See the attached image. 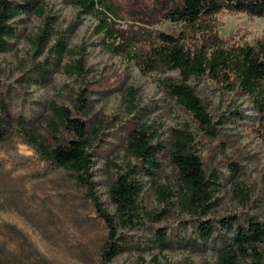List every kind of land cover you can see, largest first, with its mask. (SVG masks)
<instances>
[{
    "label": "rangeland",
    "instance_id": "rangeland-1",
    "mask_svg": "<svg viewBox=\"0 0 264 264\" xmlns=\"http://www.w3.org/2000/svg\"><path fill=\"white\" fill-rule=\"evenodd\" d=\"M40 1L41 16L21 15L14 20L16 37L0 53V84L11 111L39 120V133L43 135L50 104L73 110L80 90L92 85L87 93L91 108L80 117L94 125L101 122L100 140L91 151L90 171L98 198L114 214L109 186L126 170L128 162L136 163L123 152L122 125L133 121L144 126L154 141L163 142L168 141L171 129L185 125L197 137V126L159 86V80L165 77L178 78L176 72L143 75L134 62L111 51L109 39L95 33V17H78V10L64 0ZM115 5V28L127 39L144 40L150 31L176 35L182 29L164 20H137L128 15L125 3L124 7L118 2ZM45 17L51 21L50 45L61 37L66 49L73 51L64 56L62 65L82 59L85 73L80 78L67 74L62 65L53 70L49 83L43 84L39 78L36 66L43 63L46 54L35 58L29 38L38 32ZM214 23L217 34L232 42L264 41V18L221 12L214 16ZM188 83L219 133L216 151L200 143L195 148L205 173L214 172L218 177L213 204L204 215L183 212L175 196V171L162 158L153 177L138 176L143 187L135 199L136 216L132 225L117 228L120 250L111 264H216L227 241L216 221L234 216L264 223V139L255 130L256 111L240 93L224 92L203 80L191 79ZM129 88L135 91L137 107L131 115L124 104ZM62 137L68 138L64 134ZM230 160L238 165L235 179L226 168ZM158 186H165L174 195L169 203L158 196ZM200 223H212L214 228L206 242L197 238ZM158 230L171 242L169 248L157 246ZM106 239L104 223L67 172L40 160L19 135L0 144V264H98ZM182 240L184 245L179 243ZM260 250L264 264V244ZM240 264H250V260H241Z\"/></svg>",
    "mask_w": 264,
    "mask_h": 264
},
{
    "label": "trees",
    "instance_id": "trees-1",
    "mask_svg": "<svg viewBox=\"0 0 264 264\" xmlns=\"http://www.w3.org/2000/svg\"><path fill=\"white\" fill-rule=\"evenodd\" d=\"M78 10V17L91 15L97 20L96 34L109 39V47L115 54H123L134 62L143 75L152 72H176L178 78L165 77L159 86L182 110L190 115L197 126V137L187 125L173 128L167 142L154 141L146 128L133 121L121 128L123 152L133 165L127 163L126 170L115 176L108 189V198L115 207L110 214L95 191L92 180L91 151L99 142L101 122L91 123L80 116L89 111L91 100L87 93L92 85L80 90L75 98L73 110L51 103L50 116L44 119L45 135L39 133V120L27 119L14 114L8 103L6 91L0 84V144L14 135H19L33 148L38 158L67 172L74 183L81 187L84 195L105 225L107 239L99 252L98 264H111L120 248L117 243V228L132 225L136 216L135 199L143 184L139 175L153 177L164 158L175 171L176 197L180 209L191 215H204L212 206L214 187L218 177L214 172L207 175L195 148L197 144L218 149V131L205 111L201 100L195 95L189 81L203 80L216 85L224 92H237L246 96L257 114L255 129L264 139V41L237 43L221 38L215 29L214 16L221 12L245 14L250 18H264V0H64ZM125 3L128 15L140 20H164L181 25V31L166 34L150 31L144 40L127 39L115 28L116 5ZM43 14L40 0H0V53L6 51L8 41L16 37L14 20L21 16ZM51 21L43 19L38 32L29 38L34 57L45 52L43 63L36 66L43 84L51 80L53 70L61 68L65 55L72 53L58 37L52 45ZM120 42L117 44V42ZM117 44V45H115ZM135 45V46H134ZM69 75L80 78L84 73L80 57L62 65ZM102 88V87H101ZM101 92H106L104 89ZM135 91L129 88L124 98L128 115L136 112ZM68 138L63 139L62 135ZM199 138V141L196 140ZM230 176H238V165L230 160L226 163ZM234 186L238 187L237 183ZM157 194L164 203L172 196L165 186L157 187ZM218 229L227 238L219 251L216 264H263L260 246L264 244V223L256 219L228 216L216 221ZM212 223H200L197 238L206 242L213 233ZM160 249L170 247L171 242L164 233H155ZM184 245L185 241H179ZM196 243V241H194Z\"/></svg>",
    "mask_w": 264,
    "mask_h": 264
}]
</instances>
